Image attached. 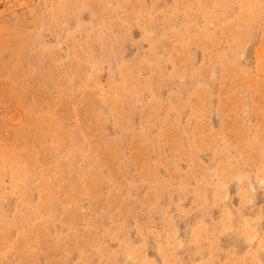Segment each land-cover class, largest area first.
Returning <instances> with one entry per match:
<instances>
[{"label":"rangeland","instance_id":"obj_1","mask_svg":"<svg viewBox=\"0 0 264 264\" xmlns=\"http://www.w3.org/2000/svg\"><path fill=\"white\" fill-rule=\"evenodd\" d=\"M0 264H264V0H0Z\"/></svg>","mask_w":264,"mask_h":264}]
</instances>
